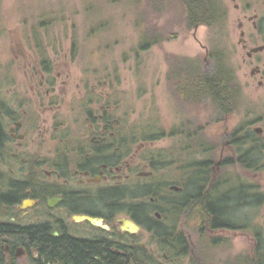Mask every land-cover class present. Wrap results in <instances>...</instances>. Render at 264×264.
<instances>
[{"label": "flooded vegetation", "instance_id": "1", "mask_svg": "<svg viewBox=\"0 0 264 264\" xmlns=\"http://www.w3.org/2000/svg\"><path fill=\"white\" fill-rule=\"evenodd\" d=\"M250 20L264 39L257 16ZM244 35L240 42L247 48ZM261 45L264 41L247 49V57L264 53L251 51ZM34 60L23 65L13 86L11 72L2 73L7 82L0 85V264H182L185 259L170 245L140 236L142 231L153 236L154 224L145 227L133 217L134 180L154 170L149 175L139 170L151 167L152 159L139 158L145 142L135 143L115 96L106 92L102 100L93 83L66 101V74L54 72L49 60ZM261 64L251 70L260 75L259 86ZM253 123L264 143V117ZM172 186L177 185L169 193L181 190ZM154 200L142 205L146 214ZM247 207L254 214L261 208L256 200H244L242 208ZM155 211L153 217L161 220ZM127 219L140 230L122 228ZM257 228L252 222L242 230L252 233L253 245Z\"/></svg>", "mask_w": 264, "mask_h": 264}, {"label": "rangeland", "instance_id": "2", "mask_svg": "<svg viewBox=\"0 0 264 264\" xmlns=\"http://www.w3.org/2000/svg\"><path fill=\"white\" fill-rule=\"evenodd\" d=\"M220 1L226 9L220 44L231 53L244 95L235 112L221 122L212 121L207 125L204 140L216 146L208 156L213 157V170L217 175L224 172L238 174L245 181L258 183L264 191V167L250 172L238 166L228 170H221L219 166L220 160L235 153L234 147L226 141L227 133L240 123L264 117V85L258 84L260 75H251L256 63H263L264 53L252 58L246 55L247 49L264 41L258 37L250 20L256 15L257 22L264 29L261 20L264 17V0ZM43 16L51 19L44 27L37 24ZM134 17L132 0H0V85L7 82L2 73L11 72L10 86H13V79L24 71V64L34 62L38 57L49 60L54 72L66 74L70 82L66 101L71 96L77 99L76 96L79 97L84 89L98 83V93L103 96L112 92L115 96L119 104L118 114L122 116L123 123H128L133 129L135 143L145 142L139 158L148 154L150 157L161 155V159L176 160L187 145L182 134L164 135L158 139H145L143 136L176 126L186 129L190 127L188 124L193 128L214 118L211 107H197L174 97L168 80V58L172 55H200L205 58L212 34L203 24L189 28L184 22L182 9L170 6L168 12L156 19V27L161 28L168 39L148 49L135 51L139 33ZM241 29L248 41L247 48H243L239 40ZM255 125L253 123L249 127ZM188 141L195 143V138ZM182 156L186 157L185 154ZM137 163L141 165V162ZM180 163L167 164L154 170L151 176L142 177L144 180H134V186L157 189L159 199L156 205L153 203L156 200L150 201L153 203L150 205L152 216L153 211L158 210L156 207H167L164 198L169 194V186L177 185L174 181L179 174H183L185 181L191 177L194 167L180 168ZM243 209L237 211L241 222L247 223L250 219L256 227H261L264 234V204L255 214L248 208ZM223 233L231 239L227 248L229 253L252 251V233L241 229ZM140 236L155 242L151 234L145 235L142 231ZM182 257L185 259L182 264H189V256Z\"/></svg>", "mask_w": 264, "mask_h": 264}, {"label": "trees", "instance_id": "3", "mask_svg": "<svg viewBox=\"0 0 264 264\" xmlns=\"http://www.w3.org/2000/svg\"><path fill=\"white\" fill-rule=\"evenodd\" d=\"M132 4L134 24L139 33L135 51L148 49L168 39L164 37L161 28L156 27V19L168 12L170 6L182 9L184 22L189 28L201 24L209 28L212 34L211 46L205 58L200 55L170 56L168 80L174 97L183 103L196 104L197 107H211L214 113V118L206 123H198L193 128L188 124L190 127L186 129L176 126L168 131L149 132L143 136L145 139H158L164 135L182 134L187 143L183 150L186 157L182 154L176 160L164 158L165 161L157 164L156 158L161 159V155H152V170H159L177 161L181 162L180 168L191 166L194 169L188 181H185L183 174H179L174 181L181 190L171 192L164 198L167 207H156L162 216L161 220L155 219L151 210L146 214L142 206L149 197L156 199V205L159 199L157 189L134 186V219L145 227L148 221L154 224H150L154 241L167 243L179 255L189 256L190 264H264V234L261 227L255 231L258 239L251 252L229 253L227 248L231 239L223 233L250 227V219L247 223L241 222V215L237 211L243 207L244 200H256L259 206L263 205L264 191L258 183L247 179L245 181L238 174L224 172L217 175L213 170V157L208 156L215 151L216 146L204 140L207 125L212 121L221 122L235 112L242 104L244 95L243 86L231 61V53L220 44L225 7L220 0H132ZM47 19L43 16L37 24L44 27L51 22V19ZM261 20L264 23V17ZM253 122L254 119L240 123L227 133L226 141L234 147L235 153L219 161L221 170L238 166L255 172L264 167V143L249 127ZM193 138L195 143L188 141ZM152 204L149 203V206ZM192 235L194 238H190ZM38 264L47 262L42 260Z\"/></svg>", "mask_w": 264, "mask_h": 264}, {"label": "water", "instance_id": "4", "mask_svg": "<svg viewBox=\"0 0 264 264\" xmlns=\"http://www.w3.org/2000/svg\"><path fill=\"white\" fill-rule=\"evenodd\" d=\"M242 24H240L239 23V26H241ZM243 34H244V31L241 29V31H240V39L239 40H243V38H242V36H243ZM264 48V46L263 45H261V46H256V47H253L252 49H251V51H253V52H257V51H259V50H262ZM256 130H258V128H256ZM142 174H144V175H149V174H151V171H145V172H143ZM172 188H175V189H177L178 187L177 186H172ZM155 216H157V217H161V214H160V212H158V211H155ZM123 221V220H122ZM122 228H124V229H126V230H128V231H130V232H133V233H136V232H138L139 230H140V225L139 224H137L134 220H132V219H127V220H125V221H123L122 222ZM139 256L141 257V255L139 254Z\"/></svg>", "mask_w": 264, "mask_h": 264}]
</instances>
